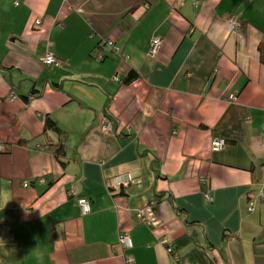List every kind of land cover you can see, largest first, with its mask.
<instances>
[{"label": "crops", "instance_id": "crops-1", "mask_svg": "<svg viewBox=\"0 0 264 264\" xmlns=\"http://www.w3.org/2000/svg\"><path fill=\"white\" fill-rule=\"evenodd\" d=\"M261 41L264 0H0V264H264Z\"/></svg>", "mask_w": 264, "mask_h": 264}, {"label": "built area", "instance_id": "built-area-1", "mask_svg": "<svg viewBox=\"0 0 264 264\" xmlns=\"http://www.w3.org/2000/svg\"><path fill=\"white\" fill-rule=\"evenodd\" d=\"M17 4V3H16ZM41 23L40 20H35V25H39ZM228 28L230 30H233V32H239L240 30V26H239V23L235 20V22H230L229 21V24H228ZM160 43H161V39L159 37H154L152 39H150L149 41V44H148V54L149 55H155L160 47ZM107 45L108 47H110L114 52H118V48L114 46V44H112L111 41H108L107 42ZM46 58L45 61H43V64L45 65H51L53 63H55V58L51 55H47L45 56ZM236 97L235 95L232 93V94H229L226 98V101L228 102V104H231L235 101ZM104 119L106 120L107 117H104ZM110 129V125L105 123V121L103 120V124L101 126V130L104 132H107L109 131ZM225 145V142L223 139L221 138H214L212 141H211V149L216 152L220 149H222ZM263 146H264V140H263ZM134 177L133 176H130L129 174L128 175H119V176H115L113 177V184L116 188H122V189H126L128 187H130L131 185L134 184ZM203 185H205L207 183V179L206 178H202L200 180ZM255 199L254 200H249V203H248V208L247 210L249 212H251L254 208V203H255V200H263L264 199V187L261 188L258 192H256L255 194ZM205 199L208 201V202H212V197L209 195V194H205ZM79 205H80V209H81V213L82 214H88L91 212V201L87 198H81L79 199ZM120 242L125 245L127 248H129L132 244H131V241H130V238L126 235V234H123L121 233L120 234ZM161 243L163 244H166V240H161ZM169 251H171V248H168Z\"/></svg>", "mask_w": 264, "mask_h": 264}, {"label": "trees", "instance_id": "trees-1", "mask_svg": "<svg viewBox=\"0 0 264 264\" xmlns=\"http://www.w3.org/2000/svg\"><path fill=\"white\" fill-rule=\"evenodd\" d=\"M147 8H149V10H150L152 8V4L151 3H148V7ZM237 17H238V13L235 12V10H234L233 13H230L228 16H226V18H225V24L228 25L229 24V21L230 22H235V20L237 21ZM239 17H240V15H239ZM241 23H242V31H243L244 23H243V21H241ZM155 37H158V36H155ZM152 38H154V37H152ZM160 45H161V43H160ZM257 50H258L257 51L258 60H259V62L262 65H264V41H261L259 43ZM136 77H137V74L134 73L133 71H130L129 74H127L124 77L123 80H119V81H121V83H123V84H128V83H131L134 79H136ZM45 129L46 130H50V131H54L59 136H63L65 134V132L63 130H61L60 127L57 126L56 123L53 120L49 119V118H47V120H46ZM20 143H22V142H20ZM49 146H50V150L53 153V155L55 156V158L58 161H61V159L64 158L65 145L64 144H61V142H60V143H57V144H52L51 143V145H49ZM60 163H62V162H60ZM248 203H249V200H248L247 204ZM254 207H255V205H254ZM247 208H248V206H247ZM85 215H87V214H85ZM263 228H264V224H263ZM119 237H120V234L118 235L117 238H118V242L121 243ZM131 244H132V242H131ZM129 248H131V247H129ZM168 248H171V246L170 245H167V249ZM173 250L174 249L172 247L171 248V251H169V250L168 251H169V253L172 254L173 253Z\"/></svg>", "mask_w": 264, "mask_h": 264}, {"label": "rangeland", "instance_id": "rangeland-1", "mask_svg": "<svg viewBox=\"0 0 264 264\" xmlns=\"http://www.w3.org/2000/svg\"><path fill=\"white\" fill-rule=\"evenodd\" d=\"M34 23H35V21H34ZM226 29H227V32H228V34H232V35H237L238 34V32H233V30H230L229 28H228V25H226ZM44 58H46V57H44ZM42 61H45V59H43ZM55 62H56V60H55ZM45 65V64H44ZM48 66V65H47ZM116 78V77H115ZM116 79H118V78H116ZM105 117H107V119L105 120L104 119V116L102 117V119L105 121V123H107V124H109L110 125V129H109V131H107V132H105L104 131V133H107V134H110V133H114V124H113V120H112V118L110 117V116H105ZM102 131V130H101ZM212 150V149H211ZM213 151V150H212ZM130 175V176H133L131 173H126L125 175ZM134 177V176H133ZM135 179V178H134ZM112 180H113V178H112ZM135 182V181H134ZM23 186L24 187H28L29 186V183H27V182H24L23 183ZM114 186V185H113ZM115 187V186H114ZM116 188V187H115ZM116 189H122V188H116ZM255 196V195H254ZM250 200V199H249ZM264 200V199H263ZM262 201V200H261ZM255 204V203H254ZM79 207H80V205H79ZM80 211H81V209H80ZM84 215V214H83ZM161 240H164V238H162ZM160 240V241H161ZM166 240V239H165ZM167 243V242H166Z\"/></svg>", "mask_w": 264, "mask_h": 264}, {"label": "bare ground", "instance_id": "bare-ground-1", "mask_svg": "<svg viewBox=\"0 0 264 264\" xmlns=\"http://www.w3.org/2000/svg\"><path fill=\"white\" fill-rule=\"evenodd\" d=\"M237 22L239 23V26H240V30L238 32V34H240L242 32V23H241V19L239 18V16L237 17Z\"/></svg>", "mask_w": 264, "mask_h": 264}]
</instances>
